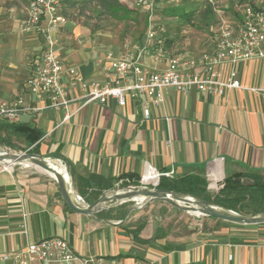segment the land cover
Returning <instances> with one entry per match:
<instances>
[{"label": "crops", "instance_id": "crops-1", "mask_svg": "<svg viewBox=\"0 0 264 264\" xmlns=\"http://www.w3.org/2000/svg\"><path fill=\"white\" fill-rule=\"evenodd\" d=\"M25 1L0 0V56H5L7 49H24L26 55L38 56L46 47L45 22L29 32L23 29ZM119 1L132 2L133 6L127 7L144 14L143 32L120 43H97L91 41L90 28H78L70 19L69 25L50 30L66 68L76 66L85 78L103 81L110 53L114 58L124 54L137 57L142 64L158 70L167 67L170 57L177 53L199 62L202 53L214 46L218 13H226L211 2L218 11L214 27L209 30V42L194 49L180 46L177 32L158 20L154 12L158 0L151 8H139L133 0ZM237 13L236 8L234 15ZM150 23L165 37L166 56L158 62L145 46ZM234 67L243 86L264 88V59L235 66L227 62L220 69L227 74ZM32 71V64L24 69L27 77L22 85L21 80L9 84L0 81V99H7L1 103L23 95L43 110L15 121H1L40 129L42 137L27 150L36 146V153L63 165L73 192L87 203L92 202L94 189L84 181L94 174L119 179L115 188L140 177L148 166L172 173L173 177L202 174L207 183L210 168L214 179L223 183L226 177L238 174L256 172L264 176L263 93L231 89L219 96L196 89L185 93L169 88L164 100L150 107L149 119L144 117L142 99L128 96L124 106L112 98L105 104L92 102L76 111L78 103L73 102V114L65 120L64 109L47 107V97L29 92L25 82ZM69 96L75 98L78 92L70 90ZM29 168L0 172L1 252L15 253L29 242L57 236L66 239L80 256L102 258L101 264H264V222L243 225L207 216L213 224L210 229L184 237H171L164 230L146 225L139 234L144 241H139L129 231L138 226L129 219V212L124 218H117L118 212L111 208L94 215L74 212L64 202L52 176Z\"/></svg>", "mask_w": 264, "mask_h": 264}, {"label": "built area", "instance_id": "built-area-1", "mask_svg": "<svg viewBox=\"0 0 264 264\" xmlns=\"http://www.w3.org/2000/svg\"><path fill=\"white\" fill-rule=\"evenodd\" d=\"M23 29L29 32L46 23V47L32 63V74L25 84L32 95L47 97V107L64 109L65 120L72 116L70 106L78 103L77 110L92 102L105 104L116 99L120 106L127 103L128 96L142 99L144 117H151L150 107L164 100L166 90L175 88L181 92L194 89L206 93L224 95L227 90L247 89L263 93L264 88H248L242 85L238 71L232 68L227 74L220 67L227 62L234 66L251 59H264V1L247 2L238 6V13L232 18L221 14L218 19V33L214 46L200 56L199 62L181 53L170 57L169 65L158 70L142 64L137 57L122 55L114 58L110 53L107 74L103 81L85 78L76 66L65 67L56 51V41L50 30L68 24L69 18L61 13L64 0H26ZM139 8L153 6V0H133ZM149 56L161 61L166 56L163 31L159 32L151 23L145 44ZM78 92L71 98L69 91ZM43 108L31 105L27 97L20 95L12 102L0 105V120L15 121L22 115L39 113ZM75 111V112H76ZM2 171H12L3 167ZM156 171V178L145 181V171L140 176L139 185L129 188L157 187L162 176L173 177L172 173ZM208 189L219 191L224 183L214 179V170H207ZM102 258L80 256L69 242L57 236L29 242L25 248L15 253L0 251V264H101ZM116 264V263H112Z\"/></svg>", "mask_w": 264, "mask_h": 264}, {"label": "rangeland", "instance_id": "rangeland-1", "mask_svg": "<svg viewBox=\"0 0 264 264\" xmlns=\"http://www.w3.org/2000/svg\"><path fill=\"white\" fill-rule=\"evenodd\" d=\"M155 1L153 0V4ZM256 1L261 0H158L154 12L158 15V20L163 26L165 25V27L177 32V37L181 42L179 44L180 46L190 45V48L198 49L200 48L199 45L205 46L208 44L209 30L214 27L216 20V11H218V9L215 10L216 7H214V4L211 2H216L215 5H218L220 10L226 12L224 16L232 18L235 9H238L239 5ZM131 3L132 2L128 1L124 2L123 5L132 7L133 5H131ZM178 6H182L187 13H191L190 21L178 16L165 17L162 15L165 9ZM210 7L212 11L209 10ZM77 9L69 8V20H75L76 27L78 28L86 26L90 28L91 41L97 43H120L127 37H138L145 29L144 14L138 11V9H131V12L127 15L120 14L115 17L100 13V9L95 2L89 5L87 9L81 10L80 6ZM22 13L21 15L25 17L24 11ZM221 14L222 13L219 12L218 17ZM6 28L7 27H5V29ZM2 52L5 54V51ZM34 56L32 54L26 55L24 49L20 51L7 49L5 56H0V81L9 84V82L12 83L16 80H21L22 83L20 85H22L25 81L24 79L27 77L24 74V69H26V67H31ZM3 100L7 99H0V103ZM11 140L13 143L11 147L0 143V148L9 152L28 151L27 148L29 145L23 137H16L13 135ZM47 159L55 161V158L48 157ZM20 165L21 164L15 165L12 170L25 167L24 165ZM3 167L4 166L0 163V168ZM30 168L41 171L35 166H30ZM148 188H150V186H148ZM119 189H123V187ZM206 189L211 195L218 193L216 190L208 189V183ZM126 202L125 209H127V212L130 214L129 219L131 218V222H136L138 225L140 223H145V226L149 225V228L153 226L157 231L164 230L165 234L171 235V237H184L200 229L208 230L213 225L207 219V216L178 209L164 201L137 199Z\"/></svg>", "mask_w": 264, "mask_h": 264}, {"label": "trees", "instance_id": "trees-1", "mask_svg": "<svg viewBox=\"0 0 264 264\" xmlns=\"http://www.w3.org/2000/svg\"><path fill=\"white\" fill-rule=\"evenodd\" d=\"M93 2L98 5L100 13L115 17L120 14L127 15L131 12V9L123 5L119 0H64L61 7V13L70 16L69 8L77 9L79 6L82 9L89 8ZM78 10V9H77ZM212 11V8L209 9ZM82 13V12H81ZM166 16H178L190 21L191 13H187L182 6L172 7L165 9L162 12ZM83 14V13H82ZM73 18V17H71ZM42 131L29 124H16L14 122L1 121L0 120V143L12 146L11 137H23L29 146L35 144L41 137ZM36 146L30 149V152L36 153ZM123 177H126L125 175ZM245 177V179L239 180V178ZM117 178H106L102 175H91L89 179H86L84 183L92 186L94 189L93 198L90 200L93 202L104 191L115 188ZM140 177L131 179L130 182L123 181V188L129 187V185H139ZM158 188L165 190H172L176 192H182L186 194L196 195L205 200L215 202L222 206L231 208L245 214H255L264 212V176L259 173H247L244 176L238 174L235 176L226 177L223 187L218 193L211 195L207 191V181L202 174L190 173L180 177H167L162 176ZM127 203V202H126ZM111 211H117V218H124L127 209H125V203L115 208H111ZM215 219V217H212ZM145 227V223H140L137 227L129 228V231L133 233V237L139 241H144L139 237L140 232ZM158 234L156 237H160Z\"/></svg>", "mask_w": 264, "mask_h": 264}, {"label": "water", "instance_id": "water-1", "mask_svg": "<svg viewBox=\"0 0 264 264\" xmlns=\"http://www.w3.org/2000/svg\"><path fill=\"white\" fill-rule=\"evenodd\" d=\"M6 160H15V164L11 168L17 164L23 165L24 161H29L33 166L36 165L52 173L66 205L72 211L80 214L94 215L101 210L110 209L125 201L143 197L144 200L164 201L184 211L215 217L232 223L253 225L264 222V212L245 214L196 195L165 190L158 187L112 188L104 191L93 202L87 203L78 194L73 192L67 173H63L57 169L42 154L29 151L9 152L0 148V163L4 167H8L4 162ZM239 180H242V178H239Z\"/></svg>", "mask_w": 264, "mask_h": 264}, {"label": "bare ground", "instance_id": "bare-ground-1", "mask_svg": "<svg viewBox=\"0 0 264 264\" xmlns=\"http://www.w3.org/2000/svg\"><path fill=\"white\" fill-rule=\"evenodd\" d=\"M57 169H59L60 171H62L63 173H65L66 172V170H65V167L63 166V165H61V164H59V163H57V162H54V161H51V160H49ZM5 163H6V165L8 166V168H10L11 169V167L15 164V160L13 161H11V160H6V161H4ZM24 166H26V167H30V166H32V167H36V168H38V169H40L41 171H43L44 173H47L48 175H50V176H52L53 178H54V176H53V174L52 173H50V172H47L46 170H44V169H42V168H40V167H38V166H36V165H32L29 161H24L23 163H22ZM21 166V165H20ZM152 179H155V181H157V178H156V171H154V169L153 168H151V167H147V169H146V171H145V181L146 182H149V181H151ZM137 199H141V200H144L143 199V197H140V198H137ZM136 199V200H137ZM142 207V206H141ZM193 214H198V213H194L193 212Z\"/></svg>", "mask_w": 264, "mask_h": 264}]
</instances>
